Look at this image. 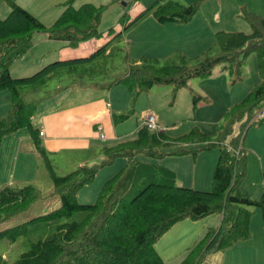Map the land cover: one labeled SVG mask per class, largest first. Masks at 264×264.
<instances>
[{"label":"trees","instance_id":"obj_1","mask_svg":"<svg viewBox=\"0 0 264 264\" xmlns=\"http://www.w3.org/2000/svg\"><path fill=\"white\" fill-rule=\"evenodd\" d=\"M3 1L11 12L0 19V93L10 92L11 108L0 118V149L5 137L28 129L35 154L47 165L53 183L52 196L59 197L60 207L18 226L0 230V241L15 243L24 238L30 243V249L17 261L8 263L0 256V264H165L156 249L161 238L180 222L213 215L221 216L220 226L210 227L188 250L181 264H201L207 255L251 238L252 212L249 208H261L264 217V194L261 199L254 200L241 191V186L248 171L246 134L251 128L264 124V119L256 120V115L264 108L263 16L244 6L239 18L250 25L251 33H218L215 46L192 59L180 55L161 66L155 57L144 56L134 61L127 53L126 73L108 82L114 70L107 65L115 53L114 43L149 18L159 24H188L198 14L204 0L189 5L179 0H157L134 18L130 10L138 0H109L107 5L86 3L80 7H75L77 0H68L61 4L64 10L51 26L45 25L17 0ZM122 3L127 4L123 6ZM115 4L125 8L118 22L122 29L111 27L107 31L110 40L89 56L53 62L29 77L11 75L12 66L33 49L36 33L47 34L49 40L65 43V47L73 49L103 38L100 27L104 13ZM253 54L257 55L262 82L243 101L226 111L216 134H204L195 128L190 134L171 138L165 131H151L144 123L138 127L135 139L104 146L100 164L80 166L65 176L55 172L40 129L33 123L44 98L33 102L26 100L27 89L35 93L52 79L68 76L75 88L112 90L125 86L133 94L134 104L142 93L155 85L171 86L176 95L191 80L208 78L223 64L239 80L242 57ZM85 79H92V82L87 83ZM200 100L205 98H194L195 107ZM132 111L114 114V124L127 121ZM245 118L241 134L231 138L235 124ZM213 149L220 150V157L209 192L181 187L174 171L138 159L143 156L159 161L168 156L198 155ZM122 158L126 160L125 166L106 181L96 202L81 204L78 200L81 190L94 181L100 170ZM41 196V191L33 184L22 188L2 187L0 227L27 212Z\"/></svg>","mask_w":264,"mask_h":264},{"label":"rangeland","instance_id":"obj_2","mask_svg":"<svg viewBox=\"0 0 264 264\" xmlns=\"http://www.w3.org/2000/svg\"><path fill=\"white\" fill-rule=\"evenodd\" d=\"M84 1L85 0H78L75 7H80L79 5ZM155 1L157 0H138L130 12L135 9L149 7ZM53 2L54 1L52 0H31L32 5H34L33 8L32 6L31 8L36 13L45 14V19L56 20L59 13L63 11V8L57 7L58 5L53 4ZM89 2H93L96 5H107L109 0H92ZM179 2L185 4L182 1ZM1 8L4 11H8L7 14H1ZM59 8H61V10ZM10 12L11 8L3 0H0V18L5 19L8 17ZM124 12L125 8L121 4H115L105 11L100 27V31L103 32L104 35L103 38L95 40L97 45L102 43L104 44V42H106L107 31L111 27L118 25L119 19L122 17ZM125 39L126 37L112 45L115 53L112 56L113 58L109 59L107 65L111 66L114 70L111 71V76L108 82H112L126 73L125 59L129 46ZM36 40L40 43V47L39 44L34 43L33 49L28 54V59H25V61L20 64H28L27 66L29 67L22 71H18L17 68L20 65L15 68L17 62L12 66L11 75L14 78L29 77L34 75L49 64L56 61H62L64 58L63 54L66 50H71L70 52L75 51L76 53H74V56H76L77 53L81 52L80 50L84 45L88 46V43L86 42L81 44L78 48L73 49L65 47V43L62 42L50 43L56 44V48L53 49L48 43L41 42L40 38H36ZM97 48H99V46H96V49ZM169 61V59L160 60V65L164 66ZM242 61L243 65L241 67L240 74L241 79L239 80H236V75L231 74L228 69H225V65L223 64L214 69L212 76L191 80L188 85L179 90L176 95H174L173 87L171 86L155 85L148 92L142 93L134 104L133 94L131 91L125 86L118 87L121 88L120 90H124V94H126V97L128 96L129 99L125 113H128L129 110H133L130 118L122 123L126 134L120 141L135 139L137 129L140 125L145 123L147 115L156 116L166 134L171 138H178L180 136L190 134L195 128H198L204 134H216L218 127H220L224 122V115L226 111L233 105L243 101L248 93L262 82L263 78H261V73L257 65V55L253 54L247 57L243 56ZM13 70H15V73L12 74ZM85 81L90 83L92 82V79H85ZM72 83V78H69L68 76H64V78L61 79L54 78L41 91L34 93L27 89L26 100L28 102H33L44 98L42 101L43 107L40 108L39 113H48L52 111L50 109H53L55 98H58V95H61L66 100L64 106L69 105V103L73 101L70 99V95L67 94L75 88ZM117 92L118 91H115L113 95V101H116ZM121 95L120 99L125 100V96L122 97ZM66 96H69L68 99ZM196 96H202L205 98V100H200L198 102L197 107L194 106V98ZM37 116L38 113L36 118ZM257 120L259 119L257 118ZM246 121L247 119L245 118L241 122L235 124L231 138H236L241 134L242 126ZM178 123H183L185 127L183 129H178L176 127L178 126ZM36 124L37 123L35 121V125ZM22 130L23 132H28V129L26 128ZM116 143L117 142L115 141L114 136H109L105 143L98 141L96 146L93 147L96 151V156H94V159L93 156H91L87 165L92 166L94 164H100L103 161V155L101 153L102 147L114 145ZM245 149L248 157V171L247 178L243 183L241 191L243 193L248 191L254 197L250 194H247L248 196L254 200H259L264 194V124L262 126L253 127L247 132ZM211 154H214L216 158L211 157ZM219 157L220 150L213 149L203 151L198 155L188 154L181 157L168 156L159 161L145 158L143 156H139L138 159L146 163L160 164L164 166H166L165 160L172 159L176 162V170L174 172L178 175V185L182 182V185L186 188L209 192L213 187V174ZM38 158L40 160L42 170L40 181H43L45 174L48 182L51 184V188L44 190L43 193L41 192V199L37 201V203H35L27 212L7 221L0 227V230L18 226L60 207L59 205L55 206L56 204H59L60 199L57 196H52L53 183L47 172V165L44 159L41 157ZM77 159L78 157L67 161V157H65V155L62 157H54L52 159V164L57 175L65 176L76 171L80 167L78 166ZM125 163V159H118L113 165L100 170L94 181L82 189L79 193V202L81 204H94L106 181L115 176L125 166ZM16 174H18V170L14 175ZM205 177H208L211 181H207ZM16 178L18 179L17 176ZM11 179L12 177L8 176L7 185H9V180ZM26 185L17 183L11 184V186L16 188H22ZM249 211L252 212L250 224L251 239H248V242L240 241L237 243H240L241 245V250H239L238 253L241 254V257L243 258L237 260V249L232 251L229 248L221 252H215L207 255L201 264H264L263 212L261 208L256 207H250ZM188 221V223H181L182 225H178V228L175 227L170 232L166 233L156 244V249L163 258L165 264H181L187 257L188 248H192L195 244H197L205 236L210 227L217 228L218 225H220L221 216L213 215L196 221ZM183 232L190 236V240L188 241L189 246L183 244L184 246L173 247V245H175V243L180 239ZM29 249L30 243L24 238L15 243H11L7 240L0 241V256H2L3 260L8 263L17 261L20 256ZM244 255L246 256L245 259ZM217 256H219V258H217ZM222 256H226L225 262H222Z\"/></svg>","mask_w":264,"mask_h":264},{"label":"crops","instance_id":"obj_3","mask_svg":"<svg viewBox=\"0 0 264 264\" xmlns=\"http://www.w3.org/2000/svg\"><path fill=\"white\" fill-rule=\"evenodd\" d=\"M52 1H54L53 4L58 5L57 7H62L61 4L68 0ZM89 1L92 0H85L79 6ZM179 1L185 4H191L196 0ZM17 2L47 26H51L57 20L45 19V14L34 12L32 10L34 5H32L31 0H17ZM244 6L251 12L264 17V0H204L198 14L188 24H159L152 18L146 19L126 34L125 41L128 42L129 46L128 54L134 61H139L144 56L155 57L159 60L169 59L170 61L177 59L180 55H185L191 59L201 56L215 46L217 42L216 35L218 33H251L250 25L239 18ZM59 9L61 10V8ZM143 9L145 8L132 11V18L138 15ZM1 12V14H7L8 11H4L1 8ZM61 13H59V16ZM116 27L118 31H121V26L117 25ZM36 38H40L43 43H48L53 49L56 48V44L50 43H58L49 40L47 34L36 33L33 39L34 43L39 44V47L40 43ZM110 38L111 37L107 35L106 42L99 45L96 44L95 40L87 42L88 46L84 45L80 50L81 52L77 53L76 56H74V53H76L75 51L70 52L71 50H66L63 54V60L87 57L98 49H96V46L100 48L105 45ZM28 54L29 53L25 54L17 61L15 68L23 63L25 59H28ZM27 65L28 64L20 65L17 68L18 71L27 69L29 67ZM13 73H15V70L12 71V74ZM118 87L122 86H117L112 90L73 88L71 92L67 93L70 95V99L73 100L69 105L64 106L66 100L61 95H58V98H55L53 109H50L52 111L45 114L39 113L40 108L43 107L42 104L40 105L37 112L38 116L36 118L37 114L35 115L33 123L36 128L40 129L43 144L45 145L51 161L56 156L62 157L65 155L67 161L78 157V166L87 165L91 156H93V159L95 158L94 156H96V151L93 147L96 146L98 141H102L98 131L99 126H103V133L106 136V139L102 142L105 143L109 136H114L115 141L120 142L121 138L125 136L126 131L123 124H114L113 115L124 114L127 110L129 99L128 96L126 97V94H124V90H120L121 88ZM115 91L118 92L116 94V101H113ZM120 95L122 97L125 96V100H121ZM66 97L68 99L69 96ZM10 108L11 94L8 91H4L0 93V118L7 115ZM35 121L37 123L36 125ZM177 125H179V123ZM176 127L178 128V126ZM5 138L0 149V188L7 185L8 176L12 177V179L9 180V185L13 183L22 185L33 184L42 193L44 190L51 188V184L48 182L45 174L43 181H40V175L42 174L40 160L35 154L29 131L23 132V130H20ZM211 155V157L216 158L214 154ZM175 163L174 160L167 159L165 160V167L175 171ZM17 170L18 174L14 175ZM205 178L207 181H211L208 177ZM182 184L181 182L179 185L182 187ZM242 187L243 184L241 189ZM244 193L253 196L248 191ZM58 205H60V202L55 206ZM188 222V220L180 222L172 229L175 227L178 228L180 225ZM219 226L220 225H218V227ZM189 240L190 236L183 232L182 236L173 247H179L183 244L189 246ZM245 242L248 241L245 240ZM236 244L230 247V249L232 251L237 249L236 255L238 254V256H236V259L239 260L243 258L241 254L238 253V251L241 250V245L240 243ZM217 258H219V256H217ZM245 258L246 256L244 255V259ZM225 261L226 256H222V262Z\"/></svg>","mask_w":264,"mask_h":264},{"label":"built area","instance_id":"obj_4","mask_svg":"<svg viewBox=\"0 0 264 264\" xmlns=\"http://www.w3.org/2000/svg\"><path fill=\"white\" fill-rule=\"evenodd\" d=\"M257 118L259 120H262L264 119V108L258 112V114L256 115V120ZM145 124L148 126V128L151 130V131H156L158 133H162L164 132V128H162L159 123H158V120H157V117L154 116V115H147L146 118H145ZM184 127V124H179L178 125V128H183ZM98 131L100 133V137L102 140H105L106 139V136L105 134L103 133V126H99L98 128Z\"/></svg>","mask_w":264,"mask_h":264},{"label":"water","instance_id":"obj_5","mask_svg":"<svg viewBox=\"0 0 264 264\" xmlns=\"http://www.w3.org/2000/svg\"><path fill=\"white\" fill-rule=\"evenodd\" d=\"M127 3H122L123 6H126Z\"/></svg>","mask_w":264,"mask_h":264}]
</instances>
